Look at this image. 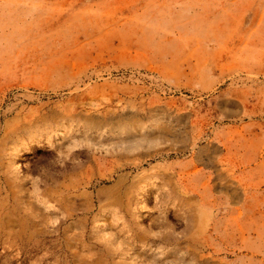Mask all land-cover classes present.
Here are the masks:
<instances>
[{
    "label": "rangeland",
    "instance_id": "1",
    "mask_svg": "<svg viewBox=\"0 0 264 264\" xmlns=\"http://www.w3.org/2000/svg\"><path fill=\"white\" fill-rule=\"evenodd\" d=\"M0 264H264V0H0Z\"/></svg>",
    "mask_w": 264,
    "mask_h": 264
},
{
    "label": "crops",
    "instance_id": "2",
    "mask_svg": "<svg viewBox=\"0 0 264 264\" xmlns=\"http://www.w3.org/2000/svg\"><path fill=\"white\" fill-rule=\"evenodd\" d=\"M5 177L7 178V180L11 182H15L18 179L17 168L9 165V167L6 168ZM18 186H22V185L19 184ZM34 198L36 203L34 205L31 204V206L37 210L35 212V215L43 219L46 215V211L49 208H54V205H52L47 199L42 198L39 195L35 196ZM42 200L46 202L45 205L42 203ZM119 215H120L119 212L115 208L101 205L98 209L97 214L93 216L91 220V225L87 230L91 238H93L98 242H102V245L105 247L108 255L111 257V259H113L114 262H116L119 253L121 255H124L125 250L123 251L121 249L127 248L129 249L128 253L133 254L132 249L134 248L132 241L133 237L128 238V233H127V232L130 233L133 232L132 224L131 227L129 228L127 227V225H124L122 223L119 224L118 223ZM80 225H82V223H80ZM119 231L125 232L126 234L119 236ZM130 235L133 236V234ZM128 239H129V243L128 241H126V245L124 246L123 240H128ZM119 244H122L121 249H119L120 246Z\"/></svg>",
    "mask_w": 264,
    "mask_h": 264
},
{
    "label": "bare ground",
    "instance_id": "3",
    "mask_svg": "<svg viewBox=\"0 0 264 264\" xmlns=\"http://www.w3.org/2000/svg\"><path fill=\"white\" fill-rule=\"evenodd\" d=\"M19 200H20V199H19ZM23 202H24V201H23ZM42 203H43L44 205L46 204V202L43 201V200H42ZM21 204H22V203H21ZM43 204H42V205H43ZM23 205H24V204H23ZM25 205H26V203H25ZM38 206H39V205H38ZM40 206H41V205H40ZM24 207H25V206H24ZM42 208H43V207H42Z\"/></svg>",
    "mask_w": 264,
    "mask_h": 264
}]
</instances>
